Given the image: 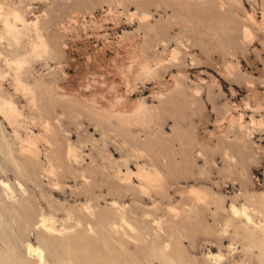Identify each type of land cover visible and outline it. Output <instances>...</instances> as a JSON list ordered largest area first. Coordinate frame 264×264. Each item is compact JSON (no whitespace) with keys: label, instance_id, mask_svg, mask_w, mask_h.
Listing matches in <instances>:
<instances>
[{"label":"rangeland","instance_id":"rangeland-1","mask_svg":"<svg viewBox=\"0 0 264 264\" xmlns=\"http://www.w3.org/2000/svg\"><path fill=\"white\" fill-rule=\"evenodd\" d=\"M0 5V264H264V0Z\"/></svg>","mask_w":264,"mask_h":264},{"label":"bare ground","instance_id":"bare-ground-1","mask_svg":"<svg viewBox=\"0 0 264 264\" xmlns=\"http://www.w3.org/2000/svg\"><path fill=\"white\" fill-rule=\"evenodd\" d=\"M1 6H2V5H0V17H2V19H4L6 25L11 26V27H12V26L14 27L13 23H12L10 20H8V19H9L8 17H9V14H10V13L8 14L7 11H4V12H3L2 9H1ZM4 10H5V9H4ZM15 16L19 17V19H20V15H17V14H16ZM17 17H16V18H17ZM17 19H18V18H17ZM5 24H4V25H5ZM29 24H30V22H29ZM32 24H33V23H32ZM6 27H7V26H6ZM40 39H41V38H40ZM43 45H44V44H43ZM127 51H128V50H127ZM129 53H130V55H132L131 52H128V55H129ZM128 55H127V56H128ZM130 55H129V56H130ZM127 56H126L125 59L128 61ZM129 56H128V57H129ZM132 58H133V57L131 56L130 59H132ZM129 62H131V61L129 60ZM133 62H134V61H133ZM145 63H146V62H145ZM131 64H132V63H131ZM149 70H150V69H149ZM148 72H149V71H148ZM19 81H20V80H19ZM110 87H111V86H110ZM89 96H90V95H89ZM91 96H92V95H91ZM105 97H106V95H105ZM109 97H110V96H109ZM115 98H116V97H115ZM90 99H93V98H90ZM110 99H112V98H110ZM113 99H114V98H113ZM109 101H110V100H109ZM115 101H116V100H115ZM111 102H112V100H111ZM113 102H114V100H113ZM113 102H112V103H113ZM9 104H10V103H9ZM12 105H13V104H12ZM140 108H141V107H140ZM10 109H11V108H10ZM14 109H15V108H14ZM15 110H16V109H15ZM140 110H141V109H140ZM47 129H48V128H47ZM198 192H199V191H198ZM206 197H207V196H206ZM237 211H238V210H237ZM246 216H247V215H246ZM250 220H251V219H250ZM43 225H44V224H43ZM31 245H32V244H31ZM31 245H30V249H34V248L31 247ZM32 246H33V245H32ZM28 248H29V247H28ZM37 249H38V248H37ZM39 251H40V250H39ZM41 251H42V250H41Z\"/></svg>","mask_w":264,"mask_h":264}]
</instances>
